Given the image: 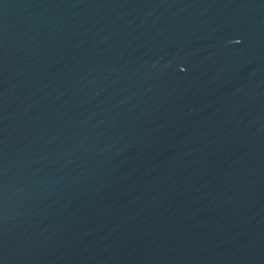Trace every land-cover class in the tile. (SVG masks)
I'll return each mask as SVG.
<instances>
[{
    "label": "water",
    "instance_id": "obj_1",
    "mask_svg": "<svg viewBox=\"0 0 264 264\" xmlns=\"http://www.w3.org/2000/svg\"><path fill=\"white\" fill-rule=\"evenodd\" d=\"M0 264H264V0H0Z\"/></svg>",
    "mask_w": 264,
    "mask_h": 264
}]
</instances>
